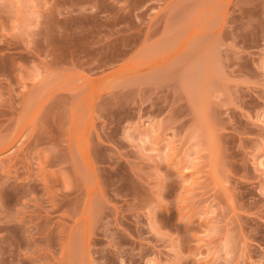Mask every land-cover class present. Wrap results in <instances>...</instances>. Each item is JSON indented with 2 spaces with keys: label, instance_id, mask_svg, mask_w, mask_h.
Listing matches in <instances>:
<instances>
[{
  "label": "rangeland",
  "instance_id": "rangeland-1",
  "mask_svg": "<svg viewBox=\"0 0 264 264\" xmlns=\"http://www.w3.org/2000/svg\"><path fill=\"white\" fill-rule=\"evenodd\" d=\"M0 264H264V0H0Z\"/></svg>",
  "mask_w": 264,
  "mask_h": 264
}]
</instances>
